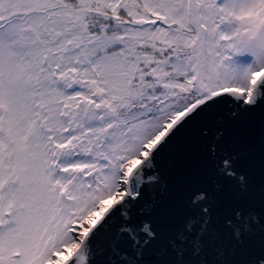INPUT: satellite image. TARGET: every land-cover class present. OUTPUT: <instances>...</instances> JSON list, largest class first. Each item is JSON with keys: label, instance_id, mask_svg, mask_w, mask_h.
<instances>
[{"label": "snow or ice", "instance_id": "1", "mask_svg": "<svg viewBox=\"0 0 264 264\" xmlns=\"http://www.w3.org/2000/svg\"><path fill=\"white\" fill-rule=\"evenodd\" d=\"M0 264H264V0H0Z\"/></svg>", "mask_w": 264, "mask_h": 264}]
</instances>
